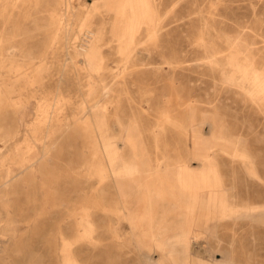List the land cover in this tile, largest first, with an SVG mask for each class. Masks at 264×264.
I'll list each match as a JSON object with an SVG mask.
<instances>
[{
    "label": "rangeland",
    "instance_id": "1",
    "mask_svg": "<svg viewBox=\"0 0 264 264\" xmlns=\"http://www.w3.org/2000/svg\"><path fill=\"white\" fill-rule=\"evenodd\" d=\"M146 1L0 0V264H264V0Z\"/></svg>",
    "mask_w": 264,
    "mask_h": 264
},
{
    "label": "bare ground",
    "instance_id": "2",
    "mask_svg": "<svg viewBox=\"0 0 264 264\" xmlns=\"http://www.w3.org/2000/svg\"><path fill=\"white\" fill-rule=\"evenodd\" d=\"M113 4H117L116 6V10L118 15H121L123 13L124 10L128 9L130 11V15L128 18V27H129V31L130 34L133 33L135 27L140 24L145 18H147L148 16V7H147V1L146 0H110ZM102 5V4H101ZM106 5V4H104ZM100 7V5H99ZM103 7V6H102ZM107 7V6H106ZM127 10V11H128ZM125 12V11H124ZM128 15V14H127ZM123 21V20H122ZM147 22V21H146ZM123 26V24H122ZM122 29V28H121ZM124 29V28H123ZM128 31V32H129ZM120 33V32H119ZM124 34V33H123ZM129 34V36H130ZM31 35V34H30ZM124 36V35H123ZM131 37V36H130ZM121 39V38H120ZM122 40V39H121ZM129 40V39H128ZM131 42V40H130ZM125 43V42H124ZM132 44V43H131ZM127 46V45H126ZM122 48V47H121ZM128 48V46H127ZM125 49H123L124 51ZM122 51V53H123ZM51 52V51H50ZM126 52V51H125ZM52 55V54H51ZM128 61V60H127ZM258 86V85H257ZM263 92V91H262ZM19 94V93H18ZM55 108V107H54ZM34 111V110H33ZM45 113V112H44ZM27 114V112H26ZM52 115V114H51ZM26 117H23V114H21L20 118L17 119V123L20 122L21 124H23V122H25ZM51 119V118H50ZM45 120V119H44ZM50 121V120H49ZM48 124V123H47ZM20 125V124H17ZM51 125V124H50ZM21 127V126H20ZM49 127V126H48ZM49 129V128H48ZM15 135H11L10 140L7 141H11L15 138ZM7 138V137H6ZM197 138V137H195ZM5 145H7V149L8 148H13L12 146H10V144L5 143ZM107 145V144H106ZM200 145V144H199ZM108 148V147H107ZM15 150V148H13ZM197 150V148H195ZM109 151V150H108ZM114 152V151H113ZM192 152V151H191ZM38 153V152H37ZM110 153V152H109ZM108 156V155H107ZM197 156V155H196ZM199 157V156H198ZM202 158V157H200ZM206 158V157H203ZM209 158V157H208ZM207 159V158H206ZM38 158L35 155H32L30 158V164L27 166H24L25 168H23V170H28L31 165L33 164H37L36 162H38ZM204 160V159H203ZM208 161V160H207ZM203 162V161H202ZM24 163V162H23ZM205 163V161L203 162ZM208 163V162H207ZM201 164V163H200ZM23 165V164H22ZM207 165V164H206ZM185 166V165H184ZM187 166V165H186ZM183 167V166H182ZM188 167V166H187ZM108 169V168H107ZM118 169V168H117ZM22 170V169H21ZM168 170V169H167ZM170 170V169H169ZM179 170V169H178ZM196 170V169H195ZM199 170V169H198ZM181 171V169H180ZM184 171V170H183ZM190 171V170H189ZM194 171V170H193ZM208 171V170H207ZM166 172V171H165ZM152 173V172H151ZM182 173V172H181ZM211 173V172H210ZM20 174V173H19ZM37 174V173H36ZM149 174V172H148ZM180 174V173H179ZM207 174V173H206ZM205 174V175H206ZM6 175H8V172H6ZM34 175V174H33ZM169 175V173H168ZM182 175V174H181ZM186 175V174H185ZM203 173H192L189 174L188 177L186 178V181L184 180V188L186 189L185 191L187 192V205L186 208L184 206V210L186 211V219L183 222V231L181 233V235H192L193 232V222H192V218L195 217L196 212L199 208V204H200V198L201 195L203 193H207L208 194V206L210 208V203H212L217 197L216 193L217 191H215V188L213 187V185H209L208 181L209 179L208 176L206 177ZM208 175V174H207ZM17 176V175H16ZM111 177V175H110ZM4 178V177H3ZM178 178V177H177ZM6 179V177H5ZM13 179V178H12ZM172 179V178H171ZM112 180V179H110ZM122 180V179H121ZM140 180V179H139ZM175 180V179H174ZM7 181V180H6ZM178 181V180H177ZM215 182V180H214ZM113 183V182H112ZM177 183V182H176ZM181 183V182H180ZM6 184V183H5ZM169 184V183H168ZM182 186V185H181ZM215 186V185H214ZM115 187V186H113ZM183 188V187H181ZM183 188V189H184ZM115 190V189H114ZM184 191V192H185ZM116 192V191H115ZM117 195V194H116ZM120 201V200H119ZM122 201V200H121ZM146 208V207H145ZM212 213V212H211ZM151 219V218H150ZM152 222V221H151ZM150 224V223H149ZM169 227V226H168ZM170 232V231H169ZM173 232V231H172ZM153 234V233H152ZM170 235V234H169ZM171 236V235H170ZM194 237V236H193ZM165 238V237H164ZM166 239V238H165ZM172 239V238H171ZM170 239V240H171ZM154 240V239H153ZM162 241V239H161ZM155 242V241H154ZM166 244V243H165ZM159 246V245H158ZM187 246V245H185ZM158 248V247H157ZM156 249V248H155ZM162 250V249H161ZM168 250V249H167ZM166 251V250H165ZM166 253V252H165ZM173 253V252H172ZM164 256V254H163ZM171 256V255H170ZM152 264V263H151ZM155 264V263H153Z\"/></svg>",
    "mask_w": 264,
    "mask_h": 264
}]
</instances>
